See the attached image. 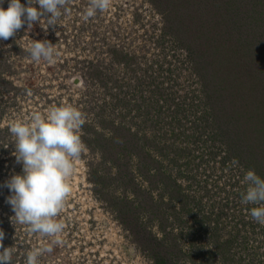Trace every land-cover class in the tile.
I'll return each mask as SVG.
<instances>
[{
    "label": "rangeland",
    "instance_id": "obj_1",
    "mask_svg": "<svg viewBox=\"0 0 264 264\" xmlns=\"http://www.w3.org/2000/svg\"><path fill=\"white\" fill-rule=\"evenodd\" d=\"M89 2L0 40V184L22 171L10 127L32 113L77 108L86 145L60 243L12 221L0 188L11 264L43 247L38 264H264L241 203L247 171L264 179V0H111L85 20ZM45 39L54 64L27 56Z\"/></svg>",
    "mask_w": 264,
    "mask_h": 264
},
{
    "label": "clouds",
    "instance_id": "obj_2",
    "mask_svg": "<svg viewBox=\"0 0 264 264\" xmlns=\"http://www.w3.org/2000/svg\"><path fill=\"white\" fill-rule=\"evenodd\" d=\"M0 0V40L7 41L27 26L45 21L48 28L55 30L62 15L69 12L70 0ZM111 0H90L82 14L85 20L97 12L109 8ZM38 6V7H37ZM47 34V33H46ZM59 52L56 45L47 39L32 40L27 56L34 62L45 61L54 64ZM29 123L13 122L10 132L15 136V160L22 165L20 174L12 175L0 184L10 195L5 202L11 206L14 216L11 220L27 225L29 232L41 237H52V243L59 239L65 225L57 216L72 192L69 180L75 171V162L80 160L86 145L78 134L84 124L83 114L71 105L51 107L47 116L32 113ZM248 183L242 194V204H252V219L264 225V179L254 170H248L245 177ZM5 232L0 229V264H11L12 247L5 248ZM52 247L35 248L28 251L26 264H38L40 256L51 252Z\"/></svg>",
    "mask_w": 264,
    "mask_h": 264
},
{
    "label": "trees",
    "instance_id": "obj_3",
    "mask_svg": "<svg viewBox=\"0 0 264 264\" xmlns=\"http://www.w3.org/2000/svg\"><path fill=\"white\" fill-rule=\"evenodd\" d=\"M194 33L197 35V33H198V25L195 26ZM194 33H193V34H194ZM255 55H256V54H255Z\"/></svg>",
    "mask_w": 264,
    "mask_h": 264
}]
</instances>
